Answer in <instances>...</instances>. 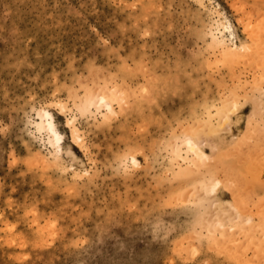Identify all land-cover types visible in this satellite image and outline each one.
I'll return each instance as SVG.
<instances>
[{
  "label": "rangeland",
  "instance_id": "374dc122",
  "mask_svg": "<svg viewBox=\"0 0 264 264\" xmlns=\"http://www.w3.org/2000/svg\"><path fill=\"white\" fill-rule=\"evenodd\" d=\"M0 264H264V0H0Z\"/></svg>",
  "mask_w": 264,
  "mask_h": 264
},
{
  "label": "bare ground",
  "instance_id": "6f19581e",
  "mask_svg": "<svg viewBox=\"0 0 264 264\" xmlns=\"http://www.w3.org/2000/svg\"><path fill=\"white\" fill-rule=\"evenodd\" d=\"M210 36H211L212 42L216 46L221 47L222 48V52L225 55H231V54L237 52V50L239 49V46L243 45V44H241V45L238 46L236 44V42L233 41V39L235 38V34H234V31H233L232 25H231L230 21L227 18H224L223 22L222 21L221 22H216V23L214 22V26L210 30ZM226 39L230 41L229 42L230 43L229 47H228V45L226 46V44H225V43L228 42V41H226ZM231 42H232V44H231ZM240 48L242 49V46ZM100 99H103V98H100ZM101 102H103V101H101ZM217 108H218V110L216 111L217 115L223 117L224 115H222V114L225 113V111L222 113V111L224 110V109H222L223 107H221V108L217 107ZM209 114L210 113H207V116H206V119H205L207 123L211 122V119L209 118L211 114L210 115ZM43 115L45 117L44 121H41V123L40 124L38 123V124L40 126L45 125V127L48 129V131L51 134V139L50 140L54 141V143H58L60 141L61 137L59 136L58 131L53 127V120H52V117H51L50 113L44 110V114ZM225 115H227V114H225ZM72 124H73V122H72ZM71 130H72V132L74 134H76V130L77 129H76V127L74 125H72ZM59 146L60 145L58 144L57 148H59ZM179 151H180V149H179ZM204 155H205L204 152L200 151L197 148V146H195V144H193V142L189 141V140L186 142V151L184 153L177 152V156L179 157V159H181L183 161H188V159L189 160L190 159L193 160L194 158L203 159L205 157ZM212 177L208 176V177L202 178L199 181V183H201V184H197L199 186H201V185L203 186L204 185V187H205L204 190H206L209 193L208 195H213L214 192L219 188V186L221 185V182H222L221 180H220L221 182L218 181L217 179L214 180ZM204 187H202V189Z\"/></svg>",
  "mask_w": 264,
  "mask_h": 264
}]
</instances>
